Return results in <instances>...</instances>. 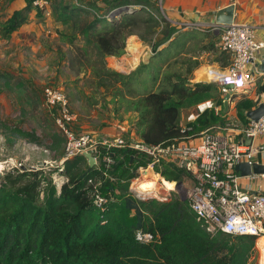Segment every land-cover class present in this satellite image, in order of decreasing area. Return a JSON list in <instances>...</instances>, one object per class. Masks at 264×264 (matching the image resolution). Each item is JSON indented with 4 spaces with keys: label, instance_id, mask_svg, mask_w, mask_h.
Instances as JSON below:
<instances>
[{
    "label": "trees",
    "instance_id": "1",
    "mask_svg": "<svg viewBox=\"0 0 264 264\" xmlns=\"http://www.w3.org/2000/svg\"><path fill=\"white\" fill-rule=\"evenodd\" d=\"M48 1L62 23L74 22L72 17L79 14L87 17L77 32L65 34L67 43L75 46L70 68L76 75H87L91 94L100 93L118 119L128 113L133 117L138 141L174 146L228 120L219 87L192 80L204 54L209 64L221 69L230 63L229 54L218 51L214 32L181 30L184 26L153 12V0ZM32 2L5 19L0 26L3 37L26 23ZM116 8L124 9L109 14ZM131 36L149 44L152 53L130 71L107 66L105 58L124 54ZM256 94L255 100L235 101L234 119L240 125L248 121L245 112L261 102L260 80ZM210 99L217 100L220 112L206 107L186 124L192 130L183 132V111ZM12 130L31 136L17 127ZM111 153L108 168L100 159L89 166L83 155L65 160L62 171L67 179L59 190L43 168H12L0 176V264H246L256 236H211L200 227L187 200L175 193L161 200L136 196L129 183L137 167L146 164L145 157L127 145ZM155 171L170 182H182L189 175L169 163L155 166ZM95 194L106 199L104 210L94 203ZM138 230L151 234L152 241H139Z\"/></svg>",
    "mask_w": 264,
    "mask_h": 264
},
{
    "label": "built area",
    "instance_id": "2",
    "mask_svg": "<svg viewBox=\"0 0 264 264\" xmlns=\"http://www.w3.org/2000/svg\"><path fill=\"white\" fill-rule=\"evenodd\" d=\"M33 4L43 6L46 2L34 0ZM116 12L117 9H114L109 14ZM170 22L180 26L199 25L172 20ZM207 27L218 32L220 49L229 54L230 60L229 65L223 69L209 67L208 80L219 87L222 96L229 93L231 101L235 94L250 91L257 84L258 76L263 74L256 68V62L259 53L264 50V38L257 35L256 26L253 24L234 19L229 24L212 22ZM145 50L146 53H152L149 45L135 46L133 41H127L124 54L115 59L114 68L125 71L121 64L124 61L129 63L130 60L132 63L134 58L139 62ZM43 96L50 110L56 109L57 127L64 136L60 158L55 165L49 162L50 166L56 168L57 175L51 174V177L55 186L57 182L60 183L56 186L58 190L67 179L62 171L65 160L89 152L94 159V165L100 159L108 168L113 163L111 150L127 145L146 159V164L137 167L135 177L129 183L130 190L136 196L144 192L133 187V183L146 176L156 177L155 182L159 184L161 181L162 185L163 177L155 171V166L169 163L189 173L186 177L189 179L188 183L182 181L178 190L184 193L190 210L205 232L211 236L218 232L233 237L254 235L257 237L256 246L257 239L264 237V172H251L243 176L235 169V165L240 162H246L250 166L254 163L264 165V145L256 142L259 137L264 136V114L257 120L246 117L248 121L245 125H240L234 118H227L223 126H215L220 131L205 129L194 136H186V141L170 146L164 143L148 144L138 139L126 142L120 136L100 140L89 133L76 134L69 126L76 116L70 110L67 96L53 87H45ZM214 109L218 113L220 108L215 105ZM199 111L201 110L198 109ZM191 130V126L182 127L183 132ZM248 138L250 142L246 143ZM42 165L37 163L33 168L44 169ZM62 175L66 178L64 182ZM94 203L104 210L106 199L95 194ZM136 237L144 243L152 241L151 234L140 230L136 232Z\"/></svg>",
    "mask_w": 264,
    "mask_h": 264
},
{
    "label": "rangeland",
    "instance_id": "3",
    "mask_svg": "<svg viewBox=\"0 0 264 264\" xmlns=\"http://www.w3.org/2000/svg\"><path fill=\"white\" fill-rule=\"evenodd\" d=\"M28 1L0 0V26L13 11L20 9ZM43 1L46 2L43 6H37L32 2L34 7L27 14L26 23L9 37H3L0 30V173L2 175L12 168H22V166L33 168L38 162H43L42 166L46 171L57 175V172L52 170L54 166H50L49 162L55 165L60 158L64 136L57 127V111L50 110L44 102L45 87L59 89L67 96L70 110L76 116L75 121L69 125L76 134L89 133L100 140L117 136L135 140L138 137L133 125V117L128 113L122 119H118L111 112L112 105L104 104L100 93L91 94L87 75L82 73L76 75L70 68L69 58L74 54L75 46L71 47L67 43L65 34L77 32L87 17L79 14L72 17L74 22L68 20L62 23L56 18L51 1ZM61 1V3L75 2V0ZM163 5L165 0H153V12L161 19L163 17L171 19ZM161 6L163 9L160 8ZM129 40L130 38L127 41ZM148 55L150 53H146L145 50L142 59ZM105 60L107 66L112 68L116 66V61L110 57H106ZM130 62L131 60L129 63L124 61L121 67L128 71L139 63L137 58ZM209 67L214 66H205L203 69L208 70ZM215 67V69L220 68L218 65ZM193 77L194 81L209 82L208 79L198 80L194 73ZM6 81L8 85H5ZM244 96L247 97V94L243 93L239 98ZM214 100L216 99H210L192 110L198 112V109L203 110L208 106L214 108L212 105ZM260 100L264 103V97ZM215 104L217 105V100ZM232 106L234 109V104L229 108ZM181 119H184L183 113ZM119 120L121 121L118 122ZM14 127L29 132L31 136H18L12 130ZM64 176L62 175L63 182L66 179ZM188 180L184 178L183 182L188 183ZM160 183L161 181L157 191L144 192L140 196L161 200L172 196L173 193L179 194L175 185L173 189L167 191ZM59 184L57 182L56 186L58 187ZM233 241L238 240L233 239ZM259 248L254 243L251 253L246 257V264H260Z\"/></svg>",
    "mask_w": 264,
    "mask_h": 264
},
{
    "label": "crops",
    "instance_id": "4",
    "mask_svg": "<svg viewBox=\"0 0 264 264\" xmlns=\"http://www.w3.org/2000/svg\"><path fill=\"white\" fill-rule=\"evenodd\" d=\"M233 4L234 5V16L233 19L235 21H244L256 26L257 35L261 38H264V0H165V7L169 15L171 16V20L173 22H183V23H195L199 24L198 26L192 25H181V30L187 27H193L199 31H210L214 32L217 39L218 51H220L219 47V35L218 32L210 30L207 26L209 23L214 22L215 12L226 5ZM130 40H132L136 45H143L136 36H131ZM215 55H213L214 57ZM111 59L115 60L116 57L111 56ZM203 59V63L193 72L195 77L196 72L200 69H203L205 66H217L216 63H208L206 58H208V54H204L200 57ZM264 59V50L259 53L258 60L256 62V68L260 71V66L262 64V60ZM206 69L200 71V73L204 72ZM261 72V71H260ZM263 77V78H261ZM194 78V77H193ZM195 78V79H196ZM198 80H200L198 78ZM261 81V84L264 83V75L261 74L258 76V81ZM194 81V80H193ZM257 84L245 95L247 94V98H257L256 88ZM243 93L235 94V98H232L231 101L228 102V109L225 112L226 118H234L236 116L235 108L231 107V104L235 105V101L240 97ZM245 97V96H244ZM261 97H264L262 94ZM246 98V97H245ZM215 101H212L213 106H215ZM191 108L190 110L183 111L184 119H181L182 125H186L189 121L193 120L198 112H194ZM213 131H220L218 127L213 126L211 128ZM256 142L260 145H264V136L259 137ZM264 158V153H263Z\"/></svg>",
    "mask_w": 264,
    "mask_h": 264
},
{
    "label": "water",
    "instance_id": "5",
    "mask_svg": "<svg viewBox=\"0 0 264 264\" xmlns=\"http://www.w3.org/2000/svg\"><path fill=\"white\" fill-rule=\"evenodd\" d=\"M126 9H128V6H125ZM117 12L119 13L122 9L124 8H116ZM233 16H234V5L233 4H229L226 5L222 8H219L214 15V22L218 23V24H229L233 21ZM260 71L263 72L264 75V59L262 60V64L260 66ZM263 78V77H261ZM228 87H232V85H228ZM229 98H230V94L229 93H225L223 95V109L226 112L228 109V102H229ZM264 114V103L263 102H259L256 106H254L253 108L247 110L245 112V115L247 118L251 119V120H257L259 119L262 115ZM250 139L248 138L246 140V143H249ZM83 156H85L87 158V162L89 164V166H93L94 165V159L93 157L90 155L89 152H85L83 154ZM43 164V162H38V165ZM22 169L23 166H22ZM235 169L237 171H239V173L241 175H249L251 174V172L253 173H262L264 172V165L261 164H252V166H250L248 163L246 162H240L238 164L235 165ZM0 176H2V174L0 173ZM182 185V182H176L175 183V188L178 190V187ZM178 196L180 197L181 200H185V195L183 192L178 190Z\"/></svg>",
    "mask_w": 264,
    "mask_h": 264
},
{
    "label": "bare ground",
    "instance_id": "6",
    "mask_svg": "<svg viewBox=\"0 0 264 264\" xmlns=\"http://www.w3.org/2000/svg\"><path fill=\"white\" fill-rule=\"evenodd\" d=\"M201 70L198 71L197 73V77L201 80V79H208V70H205L204 72L200 73ZM156 177H152V178H146V176H144L143 178H141L138 181H135L133 183V187L137 188L140 191L143 192H153V191H157V189L159 188L158 184L155 182ZM161 184V183H160ZM161 187H163L164 189L168 190V189H173L174 188V182H170L167 181L165 179H163L162 185ZM159 191V190H158ZM155 194V192H154ZM257 247L259 248V246L261 245V247L259 248V263L263 264L264 263V237L261 236L257 239Z\"/></svg>",
    "mask_w": 264,
    "mask_h": 264
}]
</instances>
